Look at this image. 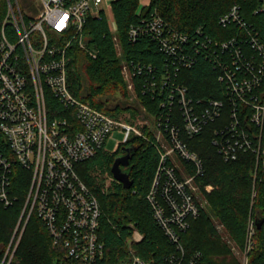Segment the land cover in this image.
<instances>
[{
	"label": "built area",
	"instance_id": "1",
	"mask_svg": "<svg viewBox=\"0 0 264 264\" xmlns=\"http://www.w3.org/2000/svg\"><path fill=\"white\" fill-rule=\"evenodd\" d=\"M105 1L5 0L0 22V206L11 207L17 201L15 180L27 179L14 233L34 212L54 246L77 264H94L104 250L98 236L100 207L76 165L105 152L113 130L124 135L113 152L131 137L147 140L149 132L158 160L145 199L152 219L175 248L157 264H199V255L185 256L179 243L200 214L194 190L203 172L201 159L182 136L192 138L217 121L212 143L222 160L234 161L247 152L258 160L264 143V43L246 27L238 6H232L218 23L234 25L239 33L224 41L205 38L195 47L212 60L225 100L193 99L174 81L179 70L194 64L185 52L188 38L152 16L147 29L168 61L157 81L148 77L140 88L153 99L164 96L158 102L162 111L152 115L150 129L143 132V126L77 99L67 86V50L73 42L85 48L88 17L103 13L109 24L110 5ZM257 12L264 13V0ZM128 35L135 40L138 30L130 27ZM89 55L95 56L92 51ZM144 68L123 64L129 90L134 91L133 77L152 74L149 66ZM173 106L179 109L181 127L172 121ZM10 244L0 264H8ZM132 264L145 263L133 257Z\"/></svg>",
	"mask_w": 264,
	"mask_h": 264
},
{
	"label": "trees",
	"instance_id": "2",
	"mask_svg": "<svg viewBox=\"0 0 264 264\" xmlns=\"http://www.w3.org/2000/svg\"><path fill=\"white\" fill-rule=\"evenodd\" d=\"M261 0H151L147 6L138 10V0H113L110 13L115 26L111 33L103 13L88 17L83 27V35L88 39L85 48L73 42L67 50V86L77 99L93 108L104 111L112 117L120 112L135 115L132 107L121 108L111 105L113 91L126 94V84L120 72L123 63L150 67L152 74H142L132 78L134 93L140 104L151 114L162 109L159 101L164 96L151 98L141 93L145 79L155 77L164 70L167 56L160 49L159 42L147 29V21L152 16L159 17L167 29L185 34L188 38L185 52L192 56L194 64L189 69H181L174 81L187 88L193 99L225 100L222 85L217 81L213 62L196 50L205 38L224 41L239 33L234 25L221 27L218 20L234 5L246 27L253 30L264 43V13H254ZM5 10V0H0V22ZM130 27L138 30L135 40H131ZM113 37L119 46L117 52ZM197 43V45H196ZM94 53V58L89 55ZM144 68V70H145ZM51 102V101H50ZM53 103V101L51 102ZM172 121L181 127L177 106L171 109ZM218 122L208 124L199 134L185 138L187 147L202 161L203 172L196 178V185L202 194L206 209L190 221L189 228L180 235V246L185 256L199 255V264H237L227 256L215 252L213 247L220 239L215 228L216 221L232 241L243 246L250 238L247 264H264V221L256 228L255 220L264 216V143L262 153L255 166V155L241 153L234 161H224L213 145L214 129ZM144 132V130H143ZM147 140L131 137L126 146H131L128 167L132 186L124 189L120 183L112 181L111 188L101 191V183L96 172H107L120 146L115 152H100L93 158L77 164L76 172L90 192L96 197L100 207L99 240L104 245L103 255L94 264H132L138 257L145 264H157L162 258L175 251L174 245L163 234L151 216L146 202L152 176L157 164L158 153L153 138L147 132ZM264 136V132H263ZM27 179H16L13 189L17 201L11 206H0V258L8 246L13 227L21 212L27 191ZM254 220L248 233L250 220ZM132 226L142 237L138 244L127 240L131 238ZM223 243V242H222ZM8 264H77L67 257L61 247L52 244L43 223L32 212L24 225L21 237Z\"/></svg>",
	"mask_w": 264,
	"mask_h": 264
},
{
	"label": "rangeland",
	"instance_id": "3",
	"mask_svg": "<svg viewBox=\"0 0 264 264\" xmlns=\"http://www.w3.org/2000/svg\"><path fill=\"white\" fill-rule=\"evenodd\" d=\"M109 28L111 30V33L114 34L115 26H114L112 19L109 20ZM87 39L88 38L83 35V41L85 44H86ZM116 49H117V52L119 53V46L118 45H116ZM120 75L126 84V90H127L126 94H125V96H121L119 94V91H117V92L113 91L111 94V98H110L111 99L110 104L113 105V104L118 103L121 106V108H125V107L129 106V107H132L133 109H135L134 117H131L130 114H128V112H120V114H118L117 117H121L123 120H128L132 123H137L141 127L143 126V130L145 132L146 130L150 129L149 127H151V125L153 123L152 115L149 114L146 111V108H144L140 104L139 99L136 98L135 93L127 88L128 79L125 77L124 71L122 69H121ZM123 138H124V135L122 132H120L119 130H113L112 133L108 136L107 141L104 145L105 152L112 153L114 151V149L116 148L117 143H121L123 141ZM257 163H258V160L256 159L255 166H257ZM96 177L99 180V183H101V191H107L108 189L111 188L112 178L106 171L105 172L104 171L103 172L97 171ZM194 195H195L196 200L200 204L201 210H205L206 209V202H205L202 194L200 193V190H199L197 185H196V188L194 190ZM17 221H18V219H17ZM17 221L13 227V231H12L11 237L9 239V243L11 242V244H10L11 248H10V253L6 259V261H8V262L13 257L14 251L17 247V244H18L19 239L21 237L22 231L24 229V227L21 223L17 232L14 233V229L17 225ZM253 222H254L253 219L250 220V223L248 226V233L251 232ZM214 225H215V228L220 235V239L222 240V241H218L217 243H215V245H213V247L215 246L214 248H216V250H214V251L215 252L219 251L221 253V255L225 254L229 261L235 260L237 264H247V257H248L247 253L249 251V248L251 247L250 246V243H251L250 238L247 237L243 246H238L234 241H232L230 239V237L227 235V233L224 231V229L221 227V225H219L216 221H214ZM9 243H8V245H9Z\"/></svg>",
	"mask_w": 264,
	"mask_h": 264
},
{
	"label": "water",
	"instance_id": "4",
	"mask_svg": "<svg viewBox=\"0 0 264 264\" xmlns=\"http://www.w3.org/2000/svg\"><path fill=\"white\" fill-rule=\"evenodd\" d=\"M133 151V147L122 146L120 148V154L115 156L110 166V174L113 180L120 183L124 189H129L132 186V180L129 179L130 168L128 167V165ZM263 221L264 216L260 219H256V228H260ZM129 228L133 230V233L131 238L127 240L128 246H131L132 242L135 244L140 243L143 237L137 231H135L132 226H129Z\"/></svg>",
	"mask_w": 264,
	"mask_h": 264
},
{
	"label": "crops",
	"instance_id": "5",
	"mask_svg": "<svg viewBox=\"0 0 264 264\" xmlns=\"http://www.w3.org/2000/svg\"><path fill=\"white\" fill-rule=\"evenodd\" d=\"M113 0H106L105 3L109 4L112 2ZM151 0H138V10H140L142 7L147 6L150 3ZM101 8L105 9L106 5L104 3L101 4ZM108 15H110V10L108 12Z\"/></svg>",
	"mask_w": 264,
	"mask_h": 264
}]
</instances>
